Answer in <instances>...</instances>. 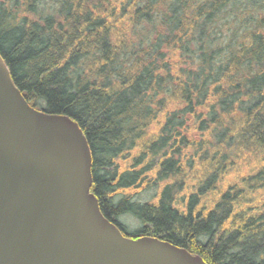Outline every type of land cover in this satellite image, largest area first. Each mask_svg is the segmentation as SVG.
I'll return each instance as SVG.
<instances>
[{
	"label": "trees",
	"instance_id": "trees-1",
	"mask_svg": "<svg viewBox=\"0 0 264 264\" xmlns=\"http://www.w3.org/2000/svg\"><path fill=\"white\" fill-rule=\"evenodd\" d=\"M0 53L31 105L82 128L91 190L127 237L264 264V0H0ZM181 145L202 173L169 156ZM151 175L180 180L129 191Z\"/></svg>",
	"mask_w": 264,
	"mask_h": 264
},
{
	"label": "water",
	"instance_id": "water-1",
	"mask_svg": "<svg viewBox=\"0 0 264 264\" xmlns=\"http://www.w3.org/2000/svg\"><path fill=\"white\" fill-rule=\"evenodd\" d=\"M92 164L79 124L31 105L0 53V264H208L127 237L100 209Z\"/></svg>",
	"mask_w": 264,
	"mask_h": 264
},
{
	"label": "rangeland",
	"instance_id": "rangeland-1",
	"mask_svg": "<svg viewBox=\"0 0 264 264\" xmlns=\"http://www.w3.org/2000/svg\"><path fill=\"white\" fill-rule=\"evenodd\" d=\"M195 130V128H194ZM191 134H194L196 135V138L198 139V141H202V140H207L208 137H207V134L204 133V132H201V133H196L195 131L192 132ZM191 134H187L186 133V136L190 137L191 138ZM209 145H207L206 147H208ZM177 147H180L181 148V152L183 154V158L184 160L186 161L187 159H189V157H192V152L190 149H184L181 146H176L175 148H173L172 150L171 149H168V153H169V156H173V151L177 148ZM252 147V146H251ZM199 156L200 155H197L195 156V158H190L189 161L192 162V164L195 162V168H197V172L198 173H202L203 172V169H204V165L203 166H199V163H200V160H199ZM175 158L177 157V154L174 156ZM252 161L253 159L250 160L251 164H252ZM132 162V159L128 158V160H123L121 161V165H122V169H125L126 167H129V164ZM260 164V163H259ZM263 163H261L260 165H263ZM241 166V165H240ZM257 166V165H256ZM255 166V167H256ZM140 167V166H139ZM138 167V168H139ZM121 169V170H122ZM241 170V168H240ZM239 170V171H240ZM244 171V170H243ZM242 171V174L243 175H247L245 174L244 172ZM155 179V176L154 175H151V176H147V178L143 181V184H141V186L135 190H132V189H129V191L135 193V192H139V193H144V195H141L144 199L146 197H148L150 195V193H156L158 190L160 191L161 188L166 185V183H172V182H175V181H179L180 179L177 177V176H171L169 178V180H165V181H159L158 183V186L156 187H153L154 189H148L147 188V185H153V181ZM234 177L233 175L231 176H228L226 177L224 180H222L221 182V185H224L225 187L228 186L230 183H232ZM188 180V179H187ZM148 189V190H146ZM189 186L186 185L185 186V190L182 192L181 195H184L189 192ZM145 196V197H144ZM180 197V195H179ZM255 198L257 199L256 201V205H259L261 207H264V187H261L260 184L258 186V188H256V196ZM119 221L125 225V227L130 231V230H134L135 228H138L139 227V222L138 220L135 218V216L131 215V214H124L123 216H121L119 218Z\"/></svg>",
	"mask_w": 264,
	"mask_h": 264
}]
</instances>
